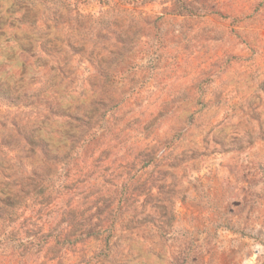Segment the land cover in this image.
Segmentation results:
<instances>
[{"label": "rangeland", "instance_id": "obj_1", "mask_svg": "<svg viewBox=\"0 0 264 264\" xmlns=\"http://www.w3.org/2000/svg\"><path fill=\"white\" fill-rule=\"evenodd\" d=\"M0 96V264H264V0H0Z\"/></svg>", "mask_w": 264, "mask_h": 264}, {"label": "crops", "instance_id": "obj_2", "mask_svg": "<svg viewBox=\"0 0 264 264\" xmlns=\"http://www.w3.org/2000/svg\"><path fill=\"white\" fill-rule=\"evenodd\" d=\"M17 97L18 96H21V98H20V100H21V103H20V105H14V106H17V107H22V109H25V112L23 113V114H28L29 112H31L32 111V109H34V107L32 106V105H30V104H32L33 102H34V100H36V97L35 96H31L30 98H27L26 100H25V102H22V100H23V97H27V95L25 94V92H23V91H18L16 94H15ZM7 98H2L1 96H0V108L2 107V104L4 103V102H7ZM14 106H12V108L14 107ZM21 109V111H23ZM26 109H29V111H26ZM49 110V109H48ZM48 114L49 113H51L50 112V110L47 112ZM45 115V114H44ZM33 116H31V115H27L26 117H25V121H34L36 118H32ZM6 123L7 125H8V127L9 128H12V126H10V123L11 122H14V124H16V122H17V120H16V118H13L12 120H5L4 121V119L3 118H0V124L2 125L3 123ZM16 126H17V124H16ZM1 127V126H0ZM231 152H233V151H230V152H228L227 154H228V157L226 158V161H228L229 162V159H230V157H231V155H234V154H238L239 152H233V154H231ZM231 154V155H230ZM223 166H228V164H225V165H223Z\"/></svg>", "mask_w": 264, "mask_h": 264}]
</instances>
